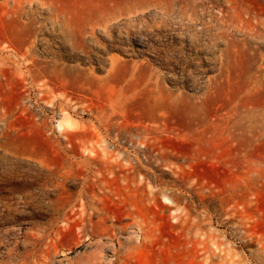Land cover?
<instances>
[{
    "label": "rangeland",
    "instance_id": "1",
    "mask_svg": "<svg viewBox=\"0 0 264 264\" xmlns=\"http://www.w3.org/2000/svg\"><path fill=\"white\" fill-rule=\"evenodd\" d=\"M0 55V264H264V0H0Z\"/></svg>",
    "mask_w": 264,
    "mask_h": 264
},
{
    "label": "bare ground",
    "instance_id": "2",
    "mask_svg": "<svg viewBox=\"0 0 264 264\" xmlns=\"http://www.w3.org/2000/svg\"><path fill=\"white\" fill-rule=\"evenodd\" d=\"M194 1V0H193ZM53 4V3H52ZM57 4V3H56ZM66 5V4H65ZM78 5V4H77ZM13 7H16V6H13ZM63 7V6H62ZM68 7V6H67ZM18 9L16 10V11H14L13 13L14 14H19V11H20V9H21V3H18V7H17ZM64 8V7H63ZM81 8V7H80ZM18 11V12H17ZM155 12H157V11H155ZM155 15V14H154ZM62 17H64V16H62ZM80 17V16H79ZM153 17V16H152ZM81 18V17H80ZM155 18V17H154ZM30 20H32V19H30ZM58 20V19H57ZM123 21V20H122ZM134 21V20H133ZM149 21V20H148ZM208 21V20H207ZM206 21V22H207ZM125 22V21H124ZM126 22H128V21H126ZM205 23V22H204ZM117 24V23H116ZM145 24V23H144ZM146 25V24H145ZM173 25V24H172ZM174 25H176V24H174ZM178 25V24H177ZM120 26V25H119ZM156 26V25H155ZM200 26V25H199ZM146 27V26H145ZM162 27V26H161ZM152 28V27H151ZM150 28V29H151ZM159 28V27H158ZM167 28V27H166ZM209 28V27H208ZM72 29V28H71ZM115 29V28H114ZM146 29V28H145ZM177 29V28H176ZM160 30V29H159ZM66 31V30H65ZM65 31H64V33H65ZM151 31V30H150ZM177 30H175V32H176ZM180 31V30H179ZM68 32V31H67ZM100 32V31H99ZM132 32V31H131ZM139 33V32H138ZM137 33V34H138ZM174 33V32H173ZM189 33V32H188ZM73 34V33H72ZM175 34V33H174ZM71 37H73V36H71ZM118 37V36H117ZM158 37V36H157ZM138 38V37H137ZM187 38V37H186ZM189 38V37H188ZM105 39V38H104ZM136 39V38H135ZM107 41V40H106ZM108 42V41H107ZM146 42V41H145ZM86 43V42H85ZM114 43V42H113ZM144 44V43H143ZM154 44H156V43H154ZM71 45V44H70ZM75 46V45H74ZM80 46V45H79ZM205 49V48H204ZM153 50V49H152ZM207 50V49H206ZM26 53H24V54H22L21 55V57L22 58H24V59H26L27 57H28V55H29V50H27V51H25ZM86 53V52H85ZM263 56V55H262ZM28 62H27V66L28 65H33V60L32 59H26ZM171 60V59H170ZM4 61H5V57H3V55H0V69L3 67V65H4ZM262 61V60H261ZM169 68V67H168ZM182 73V72H181ZM182 76V75H181ZM1 85H2V83L0 82V87H1ZM199 89V88H198ZM195 128V127H194ZM138 131H139V129H137ZM202 130V129H201ZM185 131V130H184ZM186 132H187V130H186ZM158 134V133H157ZM137 136H139L140 137V139H141V141H142V145L145 147V148H147V139L149 138V133L148 132H146V130H144V131H142V132H140V133H138L137 134ZM151 136V135H150ZM155 137V136H154ZM155 149V148H154ZM169 153V152H168ZM150 155V154H149ZM135 176V175H134ZM143 183V182H142ZM137 240H138V238H137ZM66 261H67V259H66ZM231 263V262H230ZM221 264H225V263H221ZM227 264V263H226Z\"/></svg>",
    "mask_w": 264,
    "mask_h": 264
}]
</instances>
